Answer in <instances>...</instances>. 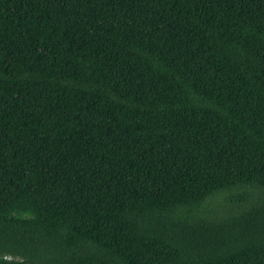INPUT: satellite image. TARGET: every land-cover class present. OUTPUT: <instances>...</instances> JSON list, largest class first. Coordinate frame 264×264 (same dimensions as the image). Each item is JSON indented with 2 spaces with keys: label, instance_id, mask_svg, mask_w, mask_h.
Returning <instances> with one entry per match:
<instances>
[{
  "label": "trees",
  "instance_id": "1",
  "mask_svg": "<svg viewBox=\"0 0 264 264\" xmlns=\"http://www.w3.org/2000/svg\"><path fill=\"white\" fill-rule=\"evenodd\" d=\"M0 264H233V0H0ZM234 264H264V0H234Z\"/></svg>",
  "mask_w": 264,
  "mask_h": 264
}]
</instances>
